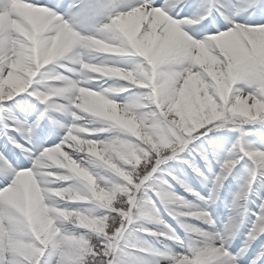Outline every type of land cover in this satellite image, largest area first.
Here are the masks:
<instances>
[{
	"label": "clouds",
	"instance_id": "1",
	"mask_svg": "<svg viewBox=\"0 0 264 264\" xmlns=\"http://www.w3.org/2000/svg\"><path fill=\"white\" fill-rule=\"evenodd\" d=\"M14 99L0 264H264V147L245 132L264 122V0H116L88 25L73 0H0V101ZM209 133L233 138L199 203L145 180Z\"/></svg>",
	"mask_w": 264,
	"mask_h": 264
},
{
	"label": "rangeland",
	"instance_id": "2",
	"mask_svg": "<svg viewBox=\"0 0 264 264\" xmlns=\"http://www.w3.org/2000/svg\"><path fill=\"white\" fill-rule=\"evenodd\" d=\"M22 102L23 101L21 100V103ZM21 103V107H27L25 104L21 105ZM9 107L11 108L10 104ZM11 110L13 109L11 108ZM245 132L246 138L249 139L253 144L258 147H264V122L257 121L245 125ZM208 137H214V139L209 141L202 137L200 140L194 141L190 147H196L197 151H193L191 155H189L187 152L181 154V159L168 161L166 164L160 166L161 169L166 170H159L154 174V177L159 179V182L162 186L167 187L169 191H173L184 197L186 200L192 201L194 203H199L200 197H207L209 195L211 189L210 177L217 170L216 161L213 158L214 153L221 151L222 147H226L233 138L232 135L224 137L218 133H209ZM0 138L3 139V136H0ZM202 141L203 144L201 147ZM197 152H199V154H197ZM202 156L203 159L201 158ZM185 160L193 163L195 167L200 170V173H203V176L193 172L192 169L189 168L186 163H184ZM241 170V166L237 165L233 176H230L228 180L224 182V186L219 191L220 201L226 202L231 199L236 188V180L238 179ZM169 173H172V175H169ZM173 177H175V179ZM149 195H151L153 201L156 203V206L161 207L160 200L157 198V196L151 192ZM220 201H218V207L216 211L217 216L222 220L226 215V209L223 207V204H221ZM250 208L252 211L256 210L254 204H250ZM164 218L169 224L172 225L173 228H176L177 231H180L175 221H173L166 214H164ZM261 259H264V257Z\"/></svg>",
	"mask_w": 264,
	"mask_h": 264
},
{
	"label": "snow or ice",
	"instance_id": "3",
	"mask_svg": "<svg viewBox=\"0 0 264 264\" xmlns=\"http://www.w3.org/2000/svg\"><path fill=\"white\" fill-rule=\"evenodd\" d=\"M156 2L159 3V0H156ZM73 6L75 9L76 21L78 23L88 25L95 18L110 14L116 6V0H73ZM185 11H187V9H185ZM10 102L11 101H0V104L4 105L5 108L8 109V117L6 119V122L4 125H0V135H3L5 132L8 133L13 132V128L8 127V125L14 126L15 122L20 118L19 114L13 112L9 107ZM18 111L20 112L21 109L19 108ZM39 135L41 137L47 135V129L41 128L39 131ZM9 155L11 156L13 154L9 152ZM201 158L203 159V156ZM184 163H186L188 167L192 169L193 172L197 174H201L200 170L197 167H195V165L190 161L185 160ZM158 171L159 170H155L152 173V176L145 177V180L150 181L154 176V174L157 173ZM169 175H172V173H169ZM173 178L175 179V177ZM251 255L252 253L249 252L248 255L245 257V262L247 261V258L250 257Z\"/></svg>",
	"mask_w": 264,
	"mask_h": 264
},
{
	"label": "bare ground",
	"instance_id": "4",
	"mask_svg": "<svg viewBox=\"0 0 264 264\" xmlns=\"http://www.w3.org/2000/svg\"><path fill=\"white\" fill-rule=\"evenodd\" d=\"M41 2H43V0H41ZM15 99H18V98H15ZM15 99H14V101H11V102H10V106H11V108L14 110V112H16L17 114H19V112H18V108H20L21 106L19 105V106H20V107H19V106H17V105L15 104ZM23 104H24V102L21 103V105H23ZM13 110H12V111H13ZM0 136H2V135H0ZM0 139H1V138H0Z\"/></svg>",
	"mask_w": 264,
	"mask_h": 264
}]
</instances>
